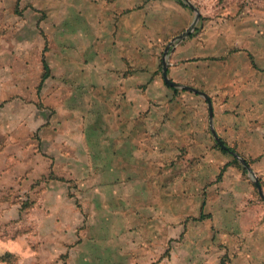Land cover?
<instances>
[{"label":"rangeland","instance_id":"rangeland-1","mask_svg":"<svg viewBox=\"0 0 264 264\" xmlns=\"http://www.w3.org/2000/svg\"><path fill=\"white\" fill-rule=\"evenodd\" d=\"M171 1L188 10L191 21L164 44L158 74L163 61L168 70L174 51L187 43L189 53L179 55L178 63L208 62L209 68L231 71L226 87L212 96L204 83L176 82L167 73L178 96L201 100L214 139L208 155L216 163L186 150L169 153L167 174L160 165L150 173L139 165L136 185L131 180L124 185L118 178L98 184V168L81 169L85 158L95 156L80 148L94 142L96 129L94 122L80 116L69 121L65 113L68 83L77 74L65 72L60 60L58 36L69 27L56 24L68 13L64 2L53 8L47 0H0V264H231L224 242H217L216 228L223 225L201 213L210 188L203 178L227 176L232 168L246 192L250 189L248 205L264 204L254 184L257 179L264 192V145L250 143L255 138L264 143V0ZM194 39L199 55L191 53ZM42 57L49 73L41 82ZM211 98L221 100L216 109ZM75 101L79 112V98ZM187 102L193 114L195 105ZM219 105L233 120L225 137L213 130ZM216 137L233 151H223ZM160 175H168L167 184H140ZM183 188L184 194L177 192ZM197 189L199 198L193 199Z\"/></svg>","mask_w":264,"mask_h":264},{"label":"crops","instance_id":"crops-1","mask_svg":"<svg viewBox=\"0 0 264 264\" xmlns=\"http://www.w3.org/2000/svg\"><path fill=\"white\" fill-rule=\"evenodd\" d=\"M61 1L68 13L56 24L64 23L69 27L64 30L63 37L58 36L62 41L58 48L63 49L60 60L65 72L77 74L70 77L74 82L68 83L65 113L69 121L80 116L81 120L94 122L96 129L91 134L95 136L94 142L89 140L80 148L81 152L95 156L81 160V169L98 168V184L118 178L124 185L126 180L127 184L131 180V184L136 185L135 173L139 165L143 172L149 173L155 172L160 165L166 167L163 175L167 174L169 153L186 150L191 154H204L203 161H212L214 166L215 160H210L208 155L213 152L214 139L201 100L181 98L176 87L165 88L161 73L157 71L164 44L190 23L188 10L171 0H47V3L56 8L57 5L61 7ZM70 13L73 15H68ZM55 36L52 31L50 40L56 45ZM197 43L192 40L191 53L197 51L199 55L195 48ZM188 44L174 51L168 76L176 82L198 86H201L199 82L204 83V89L211 96L218 89H224L223 83L229 80L230 70L222 69L221 65L209 68L208 62L190 66L178 63L179 55L189 53L185 48ZM208 48L207 43L202 49L208 51ZM43 71L42 65V74ZM77 97L79 112L74 107ZM183 99L185 103L181 104ZM214 99L211 98V103L216 109L215 105L221 104V100L215 102ZM191 100L195 105L193 114L184 106ZM224 109L219 105L213 116V130L219 137L233 122L231 116L222 112ZM156 128L159 133L153 137ZM80 136L84 139L89 135L81 133ZM256 140L251 139L250 143L264 145ZM225 160L217 156L219 163ZM107 169L116 171L111 173ZM228 173L221 178L212 174L203 178L210 188L201 213L214 225H223V228H216L219 229L217 242H224L231 264H264V204L253 201L248 205L249 198L253 199L250 189L246 192L243 178L235 175L232 168ZM167 176L145 177L140 184L148 187L167 184ZM174 177L176 182L183 179ZM195 184L200 185L193 182ZM183 190L185 188L177 192L184 194ZM198 190L193 199L199 198ZM167 192L164 190V202L168 200ZM215 231L212 229L211 233Z\"/></svg>","mask_w":264,"mask_h":264},{"label":"water","instance_id":"water-1","mask_svg":"<svg viewBox=\"0 0 264 264\" xmlns=\"http://www.w3.org/2000/svg\"><path fill=\"white\" fill-rule=\"evenodd\" d=\"M165 51H167V49H165ZM162 77H163L164 81L167 84H169L170 86H173V87H177L176 83L171 82L167 78V66H166V62L165 61H163V65H162ZM207 102L210 105V101H209L208 98H207ZM216 139H217V137H216ZM217 141L222 147H225L223 144L220 143V140L217 139ZM254 184L257 187V190H258V193L260 194V196H262L264 198V192L262 191V187H261V185H260V183H259V181L257 179L254 180Z\"/></svg>","mask_w":264,"mask_h":264},{"label":"trees","instance_id":"trees-1","mask_svg":"<svg viewBox=\"0 0 264 264\" xmlns=\"http://www.w3.org/2000/svg\"><path fill=\"white\" fill-rule=\"evenodd\" d=\"M42 65H43V69H44V71H43V74H42V77H41V82L44 81V79H46V77L48 76V73H49V68H48V65H47L46 60L44 59V57L42 58ZM172 89H175V88H172ZM223 151H225V152H232L233 149L230 148V147H226V146H225L224 149H223ZM234 161H235V159H234ZM227 165H228V164L223 165L221 171H222Z\"/></svg>","mask_w":264,"mask_h":264}]
</instances>
